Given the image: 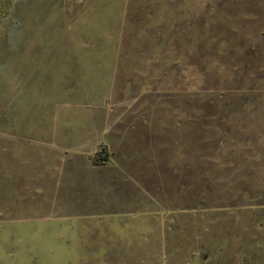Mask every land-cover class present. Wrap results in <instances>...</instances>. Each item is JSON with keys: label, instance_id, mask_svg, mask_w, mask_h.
<instances>
[{"label": "rangeland", "instance_id": "rangeland-1", "mask_svg": "<svg viewBox=\"0 0 264 264\" xmlns=\"http://www.w3.org/2000/svg\"><path fill=\"white\" fill-rule=\"evenodd\" d=\"M92 121L131 210L53 184ZM0 264H264V0H0Z\"/></svg>", "mask_w": 264, "mask_h": 264}, {"label": "crops", "instance_id": "crops-1", "mask_svg": "<svg viewBox=\"0 0 264 264\" xmlns=\"http://www.w3.org/2000/svg\"><path fill=\"white\" fill-rule=\"evenodd\" d=\"M106 121L79 125L73 136L68 140L69 150L60 156L58 165V182L54 185L66 187L62 193L75 194L76 196L91 195L89 200H100L102 195L108 199L110 195L109 187L119 186V210L121 208L131 210L132 203L139 200L140 180L134 177L133 168L130 163L119 160V148L113 147L114 143L109 137ZM119 142V141H118ZM108 146L111 152V164L107 166H97L91 161V157L98 146ZM56 179V176H54ZM111 195H116L114 189ZM76 200H85L77 198Z\"/></svg>", "mask_w": 264, "mask_h": 264}, {"label": "built area", "instance_id": "built-area-1", "mask_svg": "<svg viewBox=\"0 0 264 264\" xmlns=\"http://www.w3.org/2000/svg\"><path fill=\"white\" fill-rule=\"evenodd\" d=\"M107 159L105 158V152L103 149L98 150L93 156V162L96 164L105 163Z\"/></svg>", "mask_w": 264, "mask_h": 264}]
</instances>
